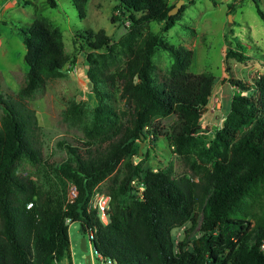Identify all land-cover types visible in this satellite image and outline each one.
<instances>
[{"label": "trees", "instance_id": "trees-1", "mask_svg": "<svg viewBox=\"0 0 264 264\" xmlns=\"http://www.w3.org/2000/svg\"><path fill=\"white\" fill-rule=\"evenodd\" d=\"M72 1L79 16L84 17L87 0ZM115 1L111 20L129 22L132 35H139L138 40L128 38L125 42L126 62L113 75L121 83V96L129 106L130 117L127 124L119 123L103 146L84 151L67 146L70 158L56 169L75 186L77 194L72 201L65 183L60 188L49 182L42 190L31 178L17 173L21 160L30 164L42 160L34 141L35 115L0 95V264H72L70 222H79L85 234L87 229L92 230L96 254L112 264H264L259 246L264 227L255 230L235 211L249 189L264 177V71L253 84V95L238 93L232 97L227 120L208 147L218 159L203 169L197 181L186 176L175 178L171 168L142 172L130 156L135 153L136 142L143 141L145 129L155 119L174 114L176 121L168 135L174 147L183 152L202 130L200 117L214 76L188 71L191 50L169 43L159 32L141 35L137 31L147 21L163 22L161 30L167 31L176 24L182 9L169 15L173 6L166 0ZM253 1L264 22V11L258 0ZM45 2L49 8L58 6L56 0ZM4 24L22 37L28 73L19 94L29 97L45 79L60 76L69 61L62 32L42 17L25 27L12 19L4 20ZM225 39V58L238 62L251 58L238 39ZM108 40L99 30L89 43L93 49H100L108 45ZM159 48L171 56L173 63L166 78L155 82L152 56ZM232 83L244 89L241 81ZM102 94L99 90V98ZM110 114L97 109L100 119H108ZM247 124L236 138V131ZM219 147L229 148V153L218 152ZM120 165L124 171L110 194L109 221L104 224L97 209L90 206V199L98 184ZM139 185L143 186L141 195ZM195 206L203 212L200 235L191 248L179 243L176 249L172 230L188 220L197 221Z\"/></svg>", "mask_w": 264, "mask_h": 264}, {"label": "rangeland", "instance_id": "rangeland-1", "mask_svg": "<svg viewBox=\"0 0 264 264\" xmlns=\"http://www.w3.org/2000/svg\"><path fill=\"white\" fill-rule=\"evenodd\" d=\"M56 1L58 6L49 8L45 0H0V95L35 115L34 141L42 160L36 164L21 160L17 173L31 178L42 190L49 182L60 188L65 183L67 197L71 199L77 194L76 188L66 182L56 166L70 156L68 145L76 146L80 151L103 146L119 123H128L129 106L121 96L120 81L113 75L126 62L125 42L128 38L138 40L139 35H132L129 22L111 20L115 0H87L84 17L79 16L72 0ZM177 1L166 0L169 6H174ZM258 4L264 11V0H258ZM180 9L179 19L169 30H161L163 22L147 21L137 31L141 35L159 32L169 43L191 50L188 71L214 76L207 105L200 117L202 130L183 152H179L168 135L176 116L169 114L155 119L145 129L143 141L136 142L130 160L142 172L171 168L175 178L186 176L197 181L203 169L218 159L208 147L216 130L227 120L232 97L238 93L253 95V84L264 71V22L257 14L253 0H184ZM40 17L53 22L62 32L69 61L61 69L60 76L45 79L31 96L22 98L19 89L25 84L28 73L24 61L26 50L22 37L12 26L4 24V20L12 19L25 27ZM99 30L110 40L106 47L93 49L89 42H93ZM226 36L242 42L251 58L246 62L225 58ZM172 63L168 53L157 49L152 56L153 80L165 79ZM234 80L241 81L244 89L239 90L232 83ZM99 90L103 93L101 98ZM99 108L113 114L108 119H100L97 116ZM2 116L0 106V121ZM247 127L248 124L238 129L236 138ZM153 128L156 131L153 132ZM218 152L229 153V148L219 147ZM123 171V165L118 166L93 193L110 196ZM195 211L198 212L196 222L188 220L172 230L176 249L179 243L183 248H191L193 240L200 235L203 212L200 206H195ZM235 211L255 230L264 227V177L249 189ZM68 233L73 264H85L90 250L89 245L86 251L81 249V238L85 233L80 223L70 222ZM252 241L249 239L250 243ZM93 264H101L100 259L95 256Z\"/></svg>", "mask_w": 264, "mask_h": 264}, {"label": "built area", "instance_id": "built-area-1", "mask_svg": "<svg viewBox=\"0 0 264 264\" xmlns=\"http://www.w3.org/2000/svg\"><path fill=\"white\" fill-rule=\"evenodd\" d=\"M136 181H132L133 185H136ZM138 190H139V194L141 195V191L143 190V186L139 185L138 186ZM76 197V193L74 195H72V198L69 200H73ZM109 201H110V196L109 195H105V194H100L98 192H95L92 194V197L90 199V206L97 209L98 211V215L100 220L106 224L109 221V217H108V208H109ZM93 231L90 229H87V232L85 234L86 237V248L87 245H89V250H90V258H91V264H93V259L96 256L98 259H100L101 264H112V261L107 259V258H103L100 255L96 254V250L94 249V244H93ZM260 250L264 253V239L260 242ZM88 249V248H87ZM95 255V256H94ZM71 259H72V251H71ZM72 264H73V260H72Z\"/></svg>", "mask_w": 264, "mask_h": 264}, {"label": "water", "instance_id": "water-1", "mask_svg": "<svg viewBox=\"0 0 264 264\" xmlns=\"http://www.w3.org/2000/svg\"><path fill=\"white\" fill-rule=\"evenodd\" d=\"M183 3H184V0H178L176 2V4L169 10L168 14L169 15L176 14L177 11L180 9V7L182 6ZM80 246H81V249L83 251H86L87 250V248H86V237L85 236L81 238V244H80ZM94 249H95V247H94ZM85 264H91V258H90V255L89 254L86 255V257H85Z\"/></svg>", "mask_w": 264, "mask_h": 264}, {"label": "crops", "instance_id": "crops-1", "mask_svg": "<svg viewBox=\"0 0 264 264\" xmlns=\"http://www.w3.org/2000/svg\"><path fill=\"white\" fill-rule=\"evenodd\" d=\"M71 245V244H70Z\"/></svg>", "mask_w": 264, "mask_h": 264}]
</instances>
